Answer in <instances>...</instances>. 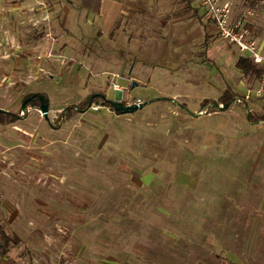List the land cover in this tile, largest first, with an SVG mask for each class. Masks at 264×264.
I'll return each instance as SVG.
<instances>
[{
  "label": "rangeland",
  "instance_id": "rangeland-1",
  "mask_svg": "<svg viewBox=\"0 0 264 264\" xmlns=\"http://www.w3.org/2000/svg\"><path fill=\"white\" fill-rule=\"evenodd\" d=\"M55 5L0 0V111L18 118L0 125V195L21 208L0 264H262L264 82L235 69L195 0L196 17L133 0L106 34ZM31 94L47 118L23 107ZM97 94L141 107L63 117Z\"/></svg>",
  "mask_w": 264,
  "mask_h": 264
},
{
  "label": "built area",
  "instance_id": "built-area-1",
  "mask_svg": "<svg viewBox=\"0 0 264 264\" xmlns=\"http://www.w3.org/2000/svg\"><path fill=\"white\" fill-rule=\"evenodd\" d=\"M238 1L240 3L252 0ZM195 3L204 10V19L215 27L219 39L234 46L241 57L249 58L262 69L263 75L260 81L264 82V38L260 39V35L250 31L248 27H261L264 24V18H260V23L257 24L255 18L258 14L252 9L241 11L234 16L232 0H195ZM261 93L262 89L256 91L257 96Z\"/></svg>",
  "mask_w": 264,
  "mask_h": 264
},
{
  "label": "trees",
  "instance_id": "trees-1",
  "mask_svg": "<svg viewBox=\"0 0 264 264\" xmlns=\"http://www.w3.org/2000/svg\"><path fill=\"white\" fill-rule=\"evenodd\" d=\"M193 0H185V2H187V8L189 14L192 17H196L197 16V12L196 10H193V8L191 7V2ZM241 11L247 10V9H252L255 10L257 12V14H259V10L264 8V0H252V1H243L239 3L238 6ZM250 31L254 32L257 35H260V33L262 32L261 28H258L256 26H248ZM235 69L237 71H239L242 76L244 78L247 79H252V80H260L262 75H263V71L262 69H260L259 67H257L249 58H245V57H240L237 59V61L235 62L234 65ZM42 97L44 99V103H47L46 101V97L42 94H31L26 96L25 99H29L28 103H27V107H39L40 105V101L39 98ZM92 103L96 104L97 106H102V107H110L117 115H120V113L116 112L111 104L110 101L107 100L103 95L100 96H95V95H91L89 96L82 104V106L80 108H78V106H70L64 109L63 111V117L65 116H71L73 113H84L87 108H88V101L90 100V98H92ZM234 97V96H233ZM33 99H36L37 101H32ZM229 99H227V95L225 94L224 96L221 97L220 101L222 103H219V105L223 106L222 110L227 109V102ZM225 103V104H223ZM123 106H126L125 104H123ZM255 115L249 114V118H252ZM260 117V119L262 121H264V115H260L258 116ZM18 118L17 116H13L11 114H5V113H0V125H5L8 124L10 122H15L17 121ZM19 243V239L16 237H9L8 235L5 234V232L3 231L2 227L0 226V258L5 256L12 247L17 246Z\"/></svg>",
  "mask_w": 264,
  "mask_h": 264
},
{
  "label": "crops",
  "instance_id": "crops-1",
  "mask_svg": "<svg viewBox=\"0 0 264 264\" xmlns=\"http://www.w3.org/2000/svg\"><path fill=\"white\" fill-rule=\"evenodd\" d=\"M52 1L54 2V4H56L55 6L57 7L62 6V12L65 13L66 18L70 15L71 12L85 13L88 15L89 18H92V20L95 18H99L101 20L99 29L104 34H106L107 32L110 31V29H112L116 16L120 13L125 12L130 6L129 2H133V0H52ZM64 26L66 25L64 24ZM92 29H93L92 27L87 25L86 27L82 28L83 31L82 35L85 36L84 34L91 33ZM60 30L61 28H59V31ZM80 30L79 32L78 30L76 31L78 32L76 33V36L79 35ZM68 36L74 37L72 33H68V35L67 34L63 35L58 32L56 33V37H57L56 40L57 42H63L65 41L64 37H68ZM66 51L68 52L69 50L67 49ZM70 53H72V51H70ZM13 205L16 207L14 208ZM13 205L9 203L6 204L4 201L0 203V226L2 227L6 235H8L9 237L18 238L19 236L18 232H20V230H18L17 226H14V223L15 221L18 220V216L21 211V208H19L17 204H13ZM7 212H8V217L5 223L9 233L5 230V228H3L1 224L4 219L2 215L3 214L6 215ZM8 225L11 226L10 229L8 228L9 227ZM19 244H20V239L18 245ZM17 246H14L12 248H15ZM5 256L1 258H4ZM262 264H264V261L262 262Z\"/></svg>",
  "mask_w": 264,
  "mask_h": 264
},
{
  "label": "water",
  "instance_id": "water-1",
  "mask_svg": "<svg viewBox=\"0 0 264 264\" xmlns=\"http://www.w3.org/2000/svg\"><path fill=\"white\" fill-rule=\"evenodd\" d=\"M95 96H100V95H95ZM92 98H90V100L88 101V108L90 107L91 103H92ZM29 99H25L24 103H23V107H27V103H28ZM39 101H40V105H39V109L41 111L44 112V118H47L46 116V107H47V104L44 103V99L42 97L39 98ZM110 104L112 106V108L120 113V114H128V113H133L135 112L138 108L141 107V104L139 105H133V106H123L122 103L120 102H117V101H110ZM0 113H5L3 111H0ZM5 114H8V113H5Z\"/></svg>",
  "mask_w": 264,
  "mask_h": 264
},
{
  "label": "flooded vegetation",
  "instance_id": "flooded-vegetation-1",
  "mask_svg": "<svg viewBox=\"0 0 264 264\" xmlns=\"http://www.w3.org/2000/svg\"><path fill=\"white\" fill-rule=\"evenodd\" d=\"M32 101H35V102H36L37 100H36V99H33ZM109 101H110V100H109ZM122 105H123V103H122ZM125 105H126V104H125Z\"/></svg>",
  "mask_w": 264,
  "mask_h": 264
}]
</instances>
